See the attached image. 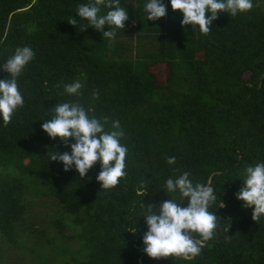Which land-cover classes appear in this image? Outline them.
Returning <instances> with one entry per match:
<instances>
[{"label":"trees","instance_id":"1","mask_svg":"<svg viewBox=\"0 0 264 264\" xmlns=\"http://www.w3.org/2000/svg\"><path fill=\"white\" fill-rule=\"evenodd\" d=\"M89 2L0 0V66L17 47L35 53L17 78L23 107L7 127L0 117V264H264V216L253 221L236 198L246 168L264 163V0L234 17L218 14L207 35L182 27L170 0L155 21L148 0H120L129 19L114 39L80 19L77 8ZM156 65L166 68L162 80ZM76 80L84 85L78 97L63 87ZM74 101L106 117L105 131L112 121L124 131L126 175L110 190L96 180L99 162L81 178L48 160L70 147L42 124L58 102ZM185 171L194 184L211 182L217 228L193 259H152L142 216L178 198L165 182Z\"/></svg>","mask_w":264,"mask_h":264},{"label":"clouds","instance_id":"2","mask_svg":"<svg viewBox=\"0 0 264 264\" xmlns=\"http://www.w3.org/2000/svg\"><path fill=\"white\" fill-rule=\"evenodd\" d=\"M170 5L173 11L179 10L183 14L182 27L198 26L205 35L210 33V26L218 14L230 13L234 17L253 8L252 0H170ZM101 7L110 10L105 15H99ZM144 8L147 20L155 21L167 14L163 0H148ZM76 12L80 19L88 22V27L101 31L103 39H114V29H125V22L129 19L127 10L120 6V0H90L89 3L81 4ZM207 13L211 15L206 16ZM67 22L73 26L79 23L71 16ZM106 25L113 30L104 31ZM34 57L35 53L30 47H17L14 54L0 66V70L8 73V78L0 79V117L5 127L11 123L13 114L24 105L17 78ZM63 87L67 94L78 97L84 85L76 80ZM50 112L52 118L44 121L42 130L52 139L59 137L65 146L70 147V151H49L48 160L62 162L64 171L74 167L81 178L99 162L101 170L96 180L102 190L116 187L126 175L128 152L127 147L120 143L124 136L120 122L112 121L111 130L105 131L108 119L90 117L78 101L58 102ZM70 140L74 143H70ZM175 162V157L167 159L169 165ZM189 177L190 173L185 171L175 179L170 177L166 180L167 192H178V198L167 199L159 206H146L147 211L142 217L145 218L148 231L142 237L145 245L143 251L152 259H193L201 253L204 243L214 236L217 216L208 210L217 199L214 189L211 182L194 184ZM145 189L146 185L142 186L137 194L145 196ZM236 198L243 201V207L253 209L252 219L258 223L264 216V163L246 168ZM185 201L187 206L182 207ZM220 207L225 205L221 202ZM128 231L135 233L136 228ZM193 233L198 234L199 239Z\"/></svg>","mask_w":264,"mask_h":264},{"label":"rangeland","instance_id":"3","mask_svg":"<svg viewBox=\"0 0 264 264\" xmlns=\"http://www.w3.org/2000/svg\"><path fill=\"white\" fill-rule=\"evenodd\" d=\"M152 69L156 73V75L162 80L166 68L163 65H156Z\"/></svg>","mask_w":264,"mask_h":264}]
</instances>
